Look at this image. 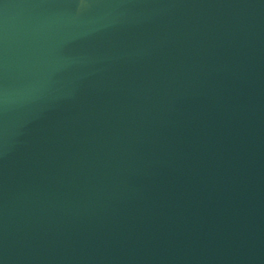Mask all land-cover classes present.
I'll list each match as a JSON object with an SVG mask.
<instances>
[{
  "label": "water",
  "instance_id": "obj_1",
  "mask_svg": "<svg viewBox=\"0 0 264 264\" xmlns=\"http://www.w3.org/2000/svg\"><path fill=\"white\" fill-rule=\"evenodd\" d=\"M0 264H264V0H0Z\"/></svg>",
  "mask_w": 264,
  "mask_h": 264
}]
</instances>
